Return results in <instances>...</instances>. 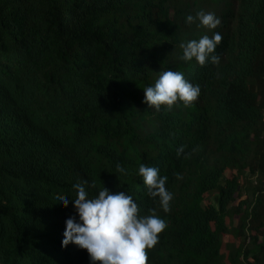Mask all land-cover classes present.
I'll use <instances>...</instances> for the list:
<instances>
[{
  "label": "trees",
  "instance_id": "1",
  "mask_svg": "<svg viewBox=\"0 0 264 264\" xmlns=\"http://www.w3.org/2000/svg\"><path fill=\"white\" fill-rule=\"evenodd\" d=\"M199 11L221 23L188 25ZM215 32L218 64L179 59ZM167 70L200 85L192 104L143 102ZM141 164L167 177L166 213ZM85 180L165 220L148 264H264V0H0V264H91L56 205Z\"/></svg>",
  "mask_w": 264,
  "mask_h": 264
},
{
  "label": "clouds",
  "instance_id": "2",
  "mask_svg": "<svg viewBox=\"0 0 264 264\" xmlns=\"http://www.w3.org/2000/svg\"><path fill=\"white\" fill-rule=\"evenodd\" d=\"M185 22L208 30L216 29L221 23L214 13L204 11L195 16L188 15ZM221 40V34L215 32L211 37L205 35L199 40L182 43L179 59L185 63L195 60L200 66L206 62L218 64L220 58L213 53ZM143 92V102L159 111L162 106L171 110L178 101L189 106L199 97L201 88L186 80L183 72L167 70L159 72L154 85ZM183 153L184 148H179L177 155ZM116 171L127 175V170L120 164ZM138 175L147 195L166 213L173 199V194L165 187L167 177L161 176L158 168L144 164L140 165ZM95 187L94 183L89 185L85 180L73 186L75 199L57 197L56 205L66 209L71 203L76 214L65 221L62 247L67 249L74 245L86 250L91 264H148L147 250L158 243L159 234L167 227L165 220L154 212L140 215L138 204L124 192L113 194L103 186L97 196L90 197L87 189Z\"/></svg>",
  "mask_w": 264,
  "mask_h": 264
},
{
  "label": "rangeland",
  "instance_id": "3",
  "mask_svg": "<svg viewBox=\"0 0 264 264\" xmlns=\"http://www.w3.org/2000/svg\"><path fill=\"white\" fill-rule=\"evenodd\" d=\"M255 181H256V178L255 177L249 178L248 173L245 176L241 177V184L244 187L245 192H247V190L252 187L251 183H253ZM215 196H216L215 193L209 194L208 195V201L213 204L215 202ZM224 241H225V243L235 241V239L232 236V232H230L229 236L224 238Z\"/></svg>",
  "mask_w": 264,
  "mask_h": 264
}]
</instances>
